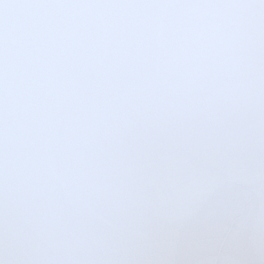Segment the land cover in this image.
<instances>
[{
    "label": "snow or ice",
    "instance_id": "obj_1",
    "mask_svg": "<svg viewBox=\"0 0 264 264\" xmlns=\"http://www.w3.org/2000/svg\"><path fill=\"white\" fill-rule=\"evenodd\" d=\"M0 264H264V0H0Z\"/></svg>",
    "mask_w": 264,
    "mask_h": 264
}]
</instances>
